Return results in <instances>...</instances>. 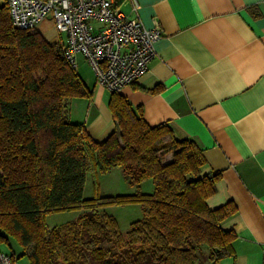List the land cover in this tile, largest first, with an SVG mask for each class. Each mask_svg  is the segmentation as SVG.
<instances>
[{"label":"trees","instance_id":"16d2710c","mask_svg":"<svg viewBox=\"0 0 264 264\" xmlns=\"http://www.w3.org/2000/svg\"><path fill=\"white\" fill-rule=\"evenodd\" d=\"M89 96L62 42L14 27L0 0V244L12 236L31 264H202L204 245L210 262L229 254L235 232L222 225L236 207H209L221 173H204L196 141L150 125L142 107L112 91L117 129L99 142L70 118L71 100ZM91 160L100 172L121 167L132 186L151 178L155 190L85 200ZM130 201L141 203L143 217L123 234L101 208ZM82 207L67 223L45 222L48 213Z\"/></svg>","mask_w":264,"mask_h":264},{"label":"crops","instance_id":"0c3cea01","mask_svg":"<svg viewBox=\"0 0 264 264\" xmlns=\"http://www.w3.org/2000/svg\"><path fill=\"white\" fill-rule=\"evenodd\" d=\"M138 1L143 24L162 36L147 72L119 92L142 107L150 125L166 123L177 137L195 140L207 160L204 173H221L207 203L235 205L222 225L235 237L229 254L207 264H264V0ZM115 6L134 13L131 0ZM64 36L55 28L44 38L64 44ZM77 60L91 96L71 100L70 118L103 142L117 129L112 91L97 83L83 55ZM7 238L13 251L0 249L31 264Z\"/></svg>","mask_w":264,"mask_h":264},{"label":"built area","instance_id":"2783aa9c","mask_svg":"<svg viewBox=\"0 0 264 264\" xmlns=\"http://www.w3.org/2000/svg\"><path fill=\"white\" fill-rule=\"evenodd\" d=\"M133 14L115 6V0H6L14 27L33 30L51 17L64 33V56L78 68L83 55L95 71L97 83L111 91L137 82L157 56L159 27H146L138 16V0H131ZM100 23V25H97ZM0 264H20L0 249Z\"/></svg>","mask_w":264,"mask_h":264},{"label":"rangeland","instance_id":"374dc122","mask_svg":"<svg viewBox=\"0 0 264 264\" xmlns=\"http://www.w3.org/2000/svg\"><path fill=\"white\" fill-rule=\"evenodd\" d=\"M34 30L40 32L43 36H46V34L48 33H52V35H54L55 26L53 19L51 17L46 18L45 20L37 24ZM62 34L65 35L64 33ZM92 70L94 72L93 68ZM92 70L90 68V71L93 74ZM171 159V154H166L164 156V162H167ZM154 190L155 184L153 179L151 178L144 180L139 186H132L128 183L125 173L121 167H115L108 172H100L94 165V162L91 160V168L87 173V181L84 189V199L89 200L99 197L117 196L123 194H150L153 193ZM85 211L86 209L82 207L69 211H57L48 213L45 217V222L49 226V228H52L56 225H62L71 220H74ZM101 211L112 215L117 220L123 234H126L130 230L131 224L134 221L139 220L143 217L142 205L139 201H130L123 204L117 203L106 205L105 207L101 208ZM9 239L10 241H12L14 238L10 236ZM103 246L112 247L114 250L116 249V245H114L112 242H104ZM2 248L7 251H13V249L6 241L3 242ZM208 251V246L204 245L203 250L200 253V259L202 264H207L209 262ZM91 264H98V262L92 261Z\"/></svg>","mask_w":264,"mask_h":264}]
</instances>
